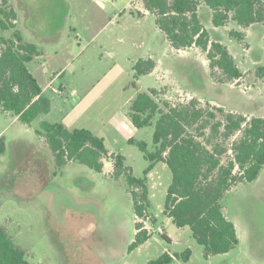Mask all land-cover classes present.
Segmentation results:
<instances>
[{"label": "rangeland", "instance_id": "374dc122", "mask_svg": "<svg viewBox=\"0 0 264 264\" xmlns=\"http://www.w3.org/2000/svg\"><path fill=\"white\" fill-rule=\"evenodd\" d=\"M7 3V9L17 15L16 28H0V40L12 39L18 31L25 42L44 39L38 44H57L64 55L54 71L65 69L66 74L55 88L64 82L70 87L69 102L60 97L63 91L48 92L51 112L31 125L0 113V139L6 147L0 156V227L26 252L29 264H150L164 254L174 258L172 264H264V168L256 181L239 184L226 194L225 214L236 224L239 245L227 254L210 257L189 227L178 228L164 214L172 183L165 163H158L148 175V220L135 217L127 179L115 180L110 173L118 155L125 157V165L139 179L144 178L149 164L130 140L143 141L152 150L155 128L138 130L128 117L134 98L128 101L136 95L134 65L139 59L148 60L149 55L159 66L154 75L138 80L139 91L157 90L158 100L173 105L197 99L204 108L264 118V79L257 75V68L264 66V25L253 26L245 40L238 41L230 36L232 31L242 32L237 24L230 22L216 29L212 11L207 6L200 9L211 39L229 49L243 73L239 81L229 82L219 71L212 76L206 54L198 48L174 50L158 31L154 15H138L140 0ZM109 18L115 21L109 23ZM37 58L28 65L34 73L44 62ZM35 77L43 83L36 73ZM74 91L76 95L71 97ZM79 96L84 100L78 105ZM42 121L63 123L70 131L86 128L104 137L109 155L103 173L76 162L58 166L45 138L36 133ZM240 136L238 133L226 145ZM229 156L232 154L223 161ZM137 221L151 237L129 251ZM187 250L192 252L189 263L177 258Z\"/></svg>", "mask_w": 264, "mask_h": 264}, {"label": "trees", "instance_id": "16d2710c", "mask_svg": "<svg viewBox=\"0 0 264 264\" xmlns=\"http://www.w3.org/2000/svg\"><path fill=\"white\" fill-rule=\"evenodd\" d=\"M145 9L156 18V25L175 50L198 48L206 54L212 76L216 71L229 82L243 77L229 49L213 41L203 25L199 11L207 6L212 11L215 28L232 22L241 29L264 25V0H142ZM7 0L0 6V28H16L17 15ZM230 36L244 41L242 32L232 31ZM0 51V113H8L25 125H31L40 116L48 115L51 100L43 94L38 80L28 65L41 55L38 46L24 41L20 32L14 38L1 39ZM157 63L139 60L134 65L136 95L131 101L128 117L140 130L154 126L152 150L143 141L130 140L149 163L144 178H136L125 165V157H114L112 178L127 179L137 220H148L150 191L148 175L158 163H165L172 173L164 214L178 228L189 227L196 243L205 249L206 257L223 255L239 245L235 224L224 208L226 194L239 184L253 183L264 168V118H248L227 112L223 108H204L199 100L173 105L169 100L157 99L159 91H139L137 82L151 74ZM264 79V66L257 68ZM37 135L45 138L56 164L69 162L84 165L96 173H103L104 160L109 155L105 138L86 128L70 131L62 123L42 121ZM238 133L240 138L226 145ZM218 139L220 142L216 143ZM4 139H0V156L5 153ZM232 154L223 161L228 154ZM137 221L135 241L129 251L145 244L151 234ZM163 237L171 241L168 236ZM192 256L187 250L177 258L189 263ZM174 258L164 254L150 264H172ZM0 264H29L21 249L4 227H0Z\"/></svg>", "mask_w": 264, "mask_h": 264}, {"label": "crops", "instance_id": "0c3cea01", "mask_svg": "<svg viewBox=\"0 0 264 264\" xmlns=\"http://www.w3.org/2000/svg\"><path fill=\"white\" fill-rule=\"evenodd\" d=\"M92 1H95L96 3H98V0H92ZM140 4H141V6H140V9H137L138 10V15L141 17V16H147V15H149L150 13L145 9V7H144V4H143V1L142 0H140ZM101 8V7H100ZM102 10H103V8H101ZM155 17V16H154ZM115 20H114V18H109V23H112V22H114ZM155 21H156V18H155ZM255 26V25H254ZM156 27H157V29H158V31H160L161 32V30L158 28V26L156 25ZM253 26H251L250 28H248V29H242V33H244V35H246V33H248L249 32V30L252 28ZM240 28V27H239ZM216 29H218V28H216ZM241 29V28H240ZM162 33V32H161ZM163 34V33H162ZM164 35V34H163ZM165 36V35H164ZM166 38V37H165ZM143 38H141V40H142ZM134 40V39H133ZM139 40H140V38H139ZM167 40V39H166ZM135 41V40H134ZM168 41V40H167ZM29 42H31L32 44H35L36 46H39V47H41V55L39 56V59H43L44 60V62H43V64H39V65H37V66H39V68H37L36 70H35V73H36V76L38 75L39 77H40V80L43 82V83H41L40 81H39V79L37 78V77H35V73L34 72H31L33 75H34V77L38 80V82H39V84H40V86L42 87V89H43V94L46 96V97H48L50 100H51V98L49 97V96H47V93L48 92H50L51 91V93H52V91L53 92H56L57 90H60V91H63V93L61 94L62 96H60V97H65V102H69V100L66 98V95L68 94V90H69V86H67L66 85V83L64 82L63 84H60L57 88H55V84L57 83V81H59L62 77H64L65 76V74H66V70L65 69H59V67H57V69H59V71H54V67L56 66V64H58V62H57V60H59V59H62L63 58V55H64V53H62V52H64V50H62V49H60L59 48V46H57V44H53V45H50V46H45V45H39L38 43H40V44H43L42 42H44V39L43 40H33V41H29ZM29 42H27V43H29ZM57 43V42H56ZM38 44V45H37ZM135 44V43H134ZM142 45H144V41L142 40V43H141ZM170 46H171V44H170ZM172 47V46H171ZM173 48V47H172ZM174 49V48H173ZM175 50V49H174ZM36 59H38V58H36ZM36 59L33 61V62H37L36 61ZM48 59V60H47ZM148 59H152V60H154L155 61V57H153L152 55H149V57H148ZM47 60V61H46ZM50 60V61H49ZM139 60H141V59H139ZM138 60V61H139ZM143 60H147V59H143ZM48 61H49V63H48ZM137 61V62H138ZM32 62V63H33ZM48 63V64H47ZM158 65H157V67H156V69L151 73V74H149V75H146V76H151V75H154L155 73H156V71H157V68H158V66H159V61L158 62H156ZM47 66H49L50 67V69L49 68H47ZM52 72V74H54V76L53 77H51V73ZM50 77V78H49ZM145 77V76H144ZM139 81H140V79H139ZM137 83H138V81H137ZM138 85V84H137ZM53 94V93H52ZM76 95V91H74V92H72V94H70V96L71 97H73V96H75ZM78 97V96H77ZM76 97V98H77ZM76 98H74V100H76ZM134 97H131V99H129V103H130V101L133 99ZM84 99L83 98H81L80 96H79V101H78V105L83 101ZM51 102H52V100H51ZM128 103V104H129ZM52 105H53V102H52ZM67 114H68V112L66 113V115H65V117L67 116ZM65 120V119H64ZM16 121H18V118H16ZM63 124V123H62ZM121 124V123H120ZM65 126V125H64ZM135 128V127H134ZM104 138V137H103ZM106 165H105V167H104V169H106ZM113 172V168L110 170V173H112ZM233 222V221H232ZM234 223V222H233ZM235 224V223H234ZM235 226H236V224H235ZM236 229H237V227H236ZM237 234H238V230H237ZM238 237H239V234H238ZM169 238V237H168Z\"/></svg>", "mask_w": 264, "mask_h": 264}, {"label": "built area", "instance_id": "2783aa9c", "mask_svg": "<svg viewBox=\"0 0 264 264\" xmlns=\"http://www.w3.org/2000/svg\"><path fill=\"white\" fill-rule=\"evenodd\" d=\"M145 230H147V228H145ZM159 232H160V233H162V232H163V230L160 228V229H159Z\"/></svg>", "mask_w": 264, "mask_h": 264}]
</instances>
